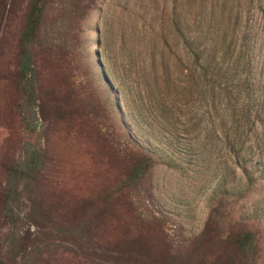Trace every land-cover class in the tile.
Here are the masks:
<instances>
[{"label": "rangeland", "instance_id": "1", "mask_svg": "<svg viewBox=\"0 0 264 264\" xmlns=\"http://www.w3.org/2000/svg\"><path fill=\"white\" fill-rule=\"evenodd\" d=\"M29 1L0 0V264H264V0H47L27 96L18 39ZM191 50L247 83L256 122L230 144L242 143L248 175L214 133L199 142L184 130L199 121L198 95L181 107L165 98L175 127L142 109L165 77L151 64L184 81ZM148 151L152 167L118 190ZM37 153L34 177L4 205L9 169ZM29 209L40 241L15 250L29 244Z\"/></svg>", "mask_w": 264, "mask_h": 264}, {"label": "trees", "instance_id": "2", "mask_svg": "<svg viewBox=\"0 0 264 264\" xmlns=\"http://www.w3.org/2000/svg\"><path fill=\"white\" fill-rule=\"evenodd\" d=\"M46 1L47 0L29 1L25 12L24 26L18 39V79L19 82L26 83L25 92L27 93V96L32 94L33 85V77L31 75L30 67V45L36 39L39 31ZM190 56L193 57V61L185 66L187 74L184 81L174 79L172 75H169L172 69L168 64H151L154 68L163 66L165 77L161 82H156L158 94L149 86L151 89V95L147 94L146 100H142L144 106L141 101V105L143 106L142 109L144 111L159 109L162 113L168 112L166 120L171 119L172 125L175 127L179 123L178 118L177 116L173 117V112H169L170 108L168 107L165 98H168L170 100L169 102L176 107V103L181 100L182 97L185 98V105H188L189 101L193 99L195 95H198L199 121L194 123L188 120L182 122L185 124L184 130H199V142L203 132H207L204 136L205 140L212 139L214 133V137L221 141L224 147L228 146L230 153H234L236 165L241 169V172L248 175V166L244 162L245 155L242 153L244 150L242 143L238 144L236 151H234L233 145L230 144L234 136L237 142L243 140L247 135L246 125L252 121L251 111L246 109L248 107L249 95L243 93L245 92L244 87L247 83L244 79L240 81L241 83H234L224 79L220 76L223 74L224 66L218 65V63H215L212 60L203 61L199 52L195 53L191 50ZM237 88H239V90ZM201 109L202 113L200 112ZM254 122H256L255 118L252 123ZM188 123L189 125H186ZM235 123L236 125L234 126L233 124ZM232 129L233 131L231 132ZM130 138L135 143L134 135L130 134ZM39 154L40 153H37V156H32L30 159L9 169L6 186L2 193L4 205L7 204L11 200V197L16 193L18 190V184L21 181L30 182V179L34 177L32 175L36 171L40 162L38 159L40 156ZM154 160L155 159L150 151L140 152L139 158L135 164L131 166L127 178L119 185L118 190L133 187L136 182L143 177L144 173L152 167ZM5 209L4 217L7 220L11 215V210H9V205L5 206ZM29 214L32 222L31 225L34 226L32 233L26 238L28 239L29 244H27L25 240L22 241V243L19 241L15 242L13 245L15 250L17 248L19 250H25L27 249V246L31 247L36 241H40L43 224L39 223V217L36 215L34 216L35 213L33 209H29ZM250 235L251 232L247 231L244 236L240 237L238 243L242 248L246 247Z\"/></svg>", "mask_w": 264, "mask_h": 264}]
</instances>
